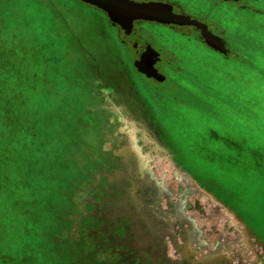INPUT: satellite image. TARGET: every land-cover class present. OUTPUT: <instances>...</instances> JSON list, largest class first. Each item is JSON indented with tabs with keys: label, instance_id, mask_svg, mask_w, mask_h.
Listing matches in <instances>:
<instances>
[{
	"label": "rangeland",
	"instance_id": "374dc122",
	"mask_svg": "<svg viewBox=\"0 0 264 264\" xmlns=\"http://www.w3.org/2000/svg\"><path fill=\"white\" fill-rule=\"evenodd\" d=\"M237 16L217 30L195 21L203 40L187 39L188 58L165 75L139 34L124 36L138 50L133 63L96 9L0 0V133L13 150L0 158L2 212L14 221L4 226L6 264H264V63L248 53L246 68ZM229 49L242 58H226ZM70 111L85 127L77 171L62 135H39L40 122ZM118 127L126 165L107 175L132 186L103 198L91 171L104 132ZM119 217L131 230L114 228Z\"/></svg>",
	"mask_w": 264,
	"mask_h": 264
},
{
	"label": "flooded vegetation",
	"instance_id": "af4514ba",
	"mask_svg": "<svg viewBox=\"0 0 264 264\" xmlns=\"http://www.w3.org/2000/svg\"><path fill=\"white\" fill-rule=\"evenodd\" d=\"M80 4L96 9L103 14H105L108 20L115 27L117 36L120 40L126 44V51L130 54L131 58L134 60L137 59V48L128 40L124 38L125 31L115 22H113L108 14L102 9L91 5L83 0H76ZM135 2H163L172 7L173 13L177 15L184 16L189 18L191 22L186 23H161L156 21H147L142 19H137L133 23V31L135 36L137 34L141 35L146 39L152 47L157 51V56L155 57V67L160 69L163 73L167 72L169 69H174L178 66L181 61H184L188 57L185 56L186 52H188V46L186 42L193 41L192 38L196 37L203 40L201 35V31L195 25V21H200L203 24H206L211 29L214 27L217 30V26L215 23H219L222 20H225L227 16H237L240 20L239 23V34L241 38L244 40V43H247V46L252 43L255 44L256 50L253 51L252 47L249 48L246 45L243 46L244 55L245 54H256V63H264L260 60V53H264V0H245V2H240L237 8L226 5L225 0H133ZM254 4V5H253ZM214 9L217 12H214ZM239 11V12H238ZM227 12V13H226ZM230 12H233L231 14ZM236 14V15H235ZM157 27H153V26ZM178 33L179 40H174L172 36H167L166 33ZM178 39V38H177ZM249 48V49H248ZM247 50V51H246ZM246 52V53H245ZM229 55V56H228ZM254 56V55H253ZM226 58H242V55L239 52H236L232 49H229L228 54L225 56ZM248 57L245 55L244 64L246 68L251 65V62L247 60ZM252 58V57H251ZM259 62H258V60ZM243 63V62H242ZM166 75V73H165ZM169 78H167L168 80ZM109 132V133H107ZM104 132V137L107 134L109 140L112 142L114 148H106L104 137L100 140L99 144L101 145V150L98 152L99 155L95 156L96 166L92 167V171L94 172L91 176V190H103V198L107 195V193L121 195L127 194V188L131 187L132 184L130 180L118 187L116 183L113 182V177L108 176V173H114L116 169H120L125 167V159L123 155H120L116 152L117 149L126 145L127 141V132L118 128L110 129L109 131ZM106 153V154H105ZM105 154V156H104ZM94 169V170H93ZM123 178V177H122ZM94 210L89 213L91 220L94 225H97L101 222L100 216L96 213V202L92 199L89 202ZM102 205H106V200L102 201ZM116 222H113L114 228L119 227V233L122 234V230H127L132 228V226H126L128 222L124 218H117ZM103 221V220H102ZM127 223V224H126ZM129 225V224H128ZM131 230V229H130ZM117 231V229H116ZM101 233V232H100ZM110 238L114 236V229L111 231ZM101 237H105L99 235L97 241L101 239ZM106 238V237H105ZM128 264H138L140 260L133 258V260L129 257L124 256Z\"/></svg>",
	"mask_w": 264,
	"mask_h": 264
},
{
	"label": "trees",
	"instance_id": "16d2710c",
	"mask_svg": "<svg viewBox=\"0 0 264 264\" xmlns=\"http://www.w3.org/2000/svg\"><path fill=\"white\" fill-rule=\"evenodd\" d=\"M136 45V44H135ZM74 74V70L72 72L67 71L66 70H62L61 75L64 77H69L71 78V75ZM1 76V74H0ZM84 84L83 81L81 82L80 80H78V84ZM10 87L9 91H12L15 93V89L11 88L14 87L12 85L8 86V88ZM1 88V85H0ZM4 89V86H3ZM8 90V89H7ZM1 91V90H0ZM13 96V95H11ZM15 97V95H14ZM9 100V99H7ZM81 116H79V114H73L72 111L68 112L67 114H62L60 117L58 118H54L52 115L49 116L46 120H43L42 122H40L43 126H42V131L40 132V136L43 137V135L45 136V139L47 138L48 134L50 133H57L62 135L63 141L62 144L64 145V149L65 150V155L70 157L69 160L75 165V169L76 171L78 170V166L76 164V162H78L79 158L77 156H75V151H77L78 149H81L84 147V144L81 143V136L85 135V127L84 125H81L79 122ZM44 128V129H43ZM33 134L32 133V138L33 139ZM10 143V142H9ZM13 153L12 148H10V144L6 145V143L3 142V137H2V130L0 133V158H6L7 156H10ZM11 160V159H10ZM31 164V163H30ZM2 165V167H0V175H2L3 173V166H4V162L0 163V166ZM80 168V167H79ZM129 182V181H128ZM2 198H0V264H6V245H5V236H6V232L4 231V226L6 224V221L11 223L14 222L13 220H7L6 215L2 212V210L4 209V202L1 200ZM64 220V213L62 214V218L59 222H62ZM58 222V223H59ZM126 230H122V234L125 232ZM30 257H34V256H30ZM29 257V258H30ZM13 263L10 264H20V262H23L24 264L27 262L25 260H23L22 258H19L18 261H13L10 260Z\"/></svg>",
	"mask_w": 264,
	"mask_h": 264
},
{
	"label": "water",
	"instance_id": "95a60500",
	"mask_svg": "<svg viewBox=\"0 0 264 264\" xmlns=\"http://www.w3.org/2000/svg\"><path fill=\"white\" fill-rule=\"evenodd\" d=\"M105 11L130 39L135 37L133 23L137 19L161 23H186L189 18L173 13L172 7L163 2H135L133 0H83Z\"/></svg>",
	"mask_w": 264,
	"mask_h": 264
}]
</instances>
